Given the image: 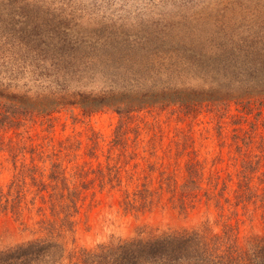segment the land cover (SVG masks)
Here are the masks:
<instances>
[{"label": "rangeland", "instance_id": "1", "mask_svg": "<svg viewBox=\"0 0 264 264\" xmlns=\"http://www.w3.org/2000/svg\"><path fill=\"white\" fill-rule=\"evenodd\" d=\"M219 55L255 63L264 58V0H0V75L31 93L50 88L92 94L207 88L199 80L198 65ZM194 116L177 105L144 108L133 114L123 142L115 145L120 116L111 108L93 114L66 108L53 113L49 125L39 117L18 129L0 128V186L7 189L21 162L37 164L44 178L55 162L73 184L89 185L75 227L62 240L69 252L138 233L203 226L219 231L215 208L200 205L180 213L166 190L169 183L186 182L187 162L193 158L202 165L201 195L215 171L236 178L231 156L247 158L263 172L259 143L264 108L252 143L239 141L242 152L233 139L243 130L235 129L245 128L247 136L254 115L239 119L241 113L232 105L221 122L209 111ZM9 148L19 155L14 158ZM108 167L117 178L91 172L101 168L107 173ZM235 186L236 179L229 191ZM144 187L161 194L153 206L125 210L122 191ZM33 194H25L26 205ZM34 198L36 208L41 201ZM25 208L19 220L12 213L0 217V250L33 236V211ZM250 208L241 232L263 234L261 211Z\"/></svg>", "mask_w": 264, "mask_h": 264}, {"label": "trees", "instance_id": "2", "mask_svg": "<svg viewBox=\"0 0 264 264\" xmlns=\"http://www.w3.org/2000/svg\"><path fill=\"white\" fill-rule=\"evenodd\" d=\"M230 56L219 55L213 61L198 65L199 80L208 85L207 88L179 89L172 86L142 93L101 94L50 88L45 92L31 93L30 90L19 89L14 82L3 81L9 76L0 75V128L6 131L18 129L39 117L49 125L51 115L66 108H79L83 114L111 108L120 116L113 139L115 145L123 142L133 114L144 108L177 105L189 116L195 117L200 112L209 111L220 121L230 114L231 106L235 105L241 113L239 119L246 121L251 114L256 119L252 124L254 129L247 136L245 128L235 129L243 130V134L237 133L233 139L236 150L242 152L238 143L241 141L244 146L252 143V132L258 129L257 121L264 108V58L255 63L249 58L236 60V57ZM121 146L124 147V144ZM259 146L264 151V136ZM1 149L3 148L0 146ZM11 149L9 148V153L16 158L19 153ZM30 151L32 153L34 149ZM217 159L223 161L222 156ZM230 160L237 163L234 164L237 167L236 178L232 173L222 177L220 171H215L207 177L209 188L202 195L199 188L202 165L195 158L187 162L186 182L182 185L177 182L169 183L166 190L171 193L169 202L180 213L188 214L200 205L208 209L215 208L213 211L221 230L214 232L212 226H203L202 229L180 228L138 233L72 252L67 251L62 240L75 227L74 217L78 213L82 194L89 189V185L83 182L73 184L55 162L51 163L46 178L43 174H38L37 164L21 162L15 168L7 189L0 186V217L12 213L19 220L27 206L29 211H33V222L37 229L30 231L33 234L31 238L1 249L0 264H264V233L241 232L250 207L253 212L261 211L264 224V171L258 173L256 164L252 165L247 158L239 161L231 156ZM107 169V173L101 168L91 172L102 177L117 178V171L113 174L112 168ZM79 173L82 175L83 171ZM254 178L257 179L256 185L253 184ZM235 179L236 186L229 191L230 184ZM28 190H32L34 194L33 200L26 205L25 194ZM123 191L121 203L127 211L150 209L155 196L161 195L159 191H150L146 187L133 192L128 189ZM34 196L41 201L36 208ZM233 215L235 221L231 223Z\"/></svg>", "mask_w": 264, "mask_h": 264}]
</instances>
